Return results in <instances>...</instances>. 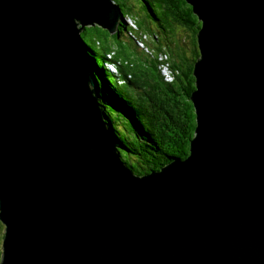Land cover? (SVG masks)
I'll list each match as a JSON object with an SVG mask.
<instances>
[{
    "label": "water",
    "instance_id": "95a60500",
    "mask_svg": "<svg viewBox=\"0 0 264 264\" xmlns=\"http://www.w3.org/2000/svg\"><path fill=\"white\" fill-rule=\"evenodd\" d=\"M202 20L186 159L120 160L81 37L109 0H0V264H264V0ZM121 19V20H119Z\"/></svg>",
    "mask_w": 264,
    "mask_h": 264
},
{
    "label": "trees",
    "instance_id": "16d2710c",
    "mask_svg": "<svg viewBox=\"0 0 264 264\" xmlns=\"http://www.w3.org/2000/svg\"><path fill=\"white\" fill-rule=\"evenodd\" d=\"M140 1L147 18L145 23L136 14L125 13L120 0L109 2L124 14L118 31L111 35L116 40L120 36L131 41L133 50L142 53L141 67L120 57L114 46L105 48V52L94 49L84 33L98 26L83 27L81 37L86 55L93 62L103 118L120 160L134 174L143 176L159 171L173 159L184 160L191 153V140L198 126L191 98L196 89L194 71L201 55L198 36L203 22L186 0ZM99 53L104 63L106 55L113 62L118 61L120 76L101 65ZM164 66L172 69V74L164 75ZM111 74L118 77L117 86ZM127 83L130 90L124 87ZM0 229L1 262L5 237L1 221Z\"/></svg>",
    "mask_w": 264,
    "mask_h": 264
},
{
    "label": "rangeland",
    "instance_id": "374dc122",
    "mask_svg": "<svg viewBox=\"0 0 264 264\" xmlns=\"http://www.w3.org/2000/svg\"><path fill=\"white\" fill-rule=\"evenodd\" d=\"M122 3H124V11L125 13H134L136 14L143 23H145L146 21V16L142 10V5H141V1L140 0H120ZM132 9L133 11L130 12L129 9ZM125 20L129 23H134V21H132L131 19L128 18V16H125ZM154 29H156L155 24H153ZM90 26H98V28H94V29H87V31H85L84 33V37L86 38V40L88 41V43L97 51L100 52H105V48H111V47H116L118 50V54L120 57H122L123 59H130L132 60L134 63H136L138 65V67H141V62H142V53L138 52L137 50H133V48L131 47L130 43L131 41H128L125 38H120L116 37V39H114L110 34L111 32L106 29V27H103L99 24L96 25H88ZM98 30H100L98 32ZM182 32V31H180ZM101 43V44H100ZM141 47V46H140ZM99 59L103 62H100L101 65H103L106 69L110 70L111 72H113L114 74L117 75L116 69L113 67V65H111L110 62H106L104 63L102 55L99 53L98 54ZM143 67V66H142ZM171 70L168 66H165V68H163V74L166 76L171 74ZM111 79L113 81V83L117 86L118 85V77L114 76L111 74ZM171 79V78H169ZM197 86V84H196ZM126 89L130 90V85L129 83H127L124 86ZM2 222V221H1ZM3 223V222H2ZM4 225V224H3ZM5 227V225H4ZM0 231L2 232V229H0ZM4 233V231H3ZM2 235V234H0Z\"/></svg>",
    "mask_w": 264,
    "mask_h": 264
},
{
    "label": "clouds",
    "instance_id": "9594fccd",
    "mask_svg": "<svg viewBox=\"0 0 264 264\" xmlns=\"http://www.w3.org/2000/svg\"><path fill=\"white\" fill-rule=\"evenodd\" d=\"M118 8H119V7H118ZM119 9H121V8H119ZM120 12H121V11H120ZM112 56H113V55H112ZM106 62H110L111 65H113V67L116 69L117 75L120 76V73L118 72V67L120 66L119 63H118V61H117V62H113V61L110 59V57L106 55L105 63H106Z\"/></svg>",
    "mask_w": 264,
    "mask_h": 264
},
{
    "label": "bare ground",
    "instance_id": "6f19581e",
    "mask_svg": "<svg viewBox=\"0 0 264 264\" xmlns=\"http://www.w3.org/2000/svg\"><path fill=\"white\" fill-rule=\"evenodd\" d=\"M110 1V0H109ZM133 21V20H132ZM130 23V22H129ZM130 24H132V25H134L133 23H130ZM140 45L142 46V44L140 43ZM142 47H144V46H142ZM93 63V62H92ZM164 64V63H163ZM165 67V66H164ZM172 74V73H171ZM166 75V74H165ZM2 221V220H1Z\"/></svg>",
    "mask_w": 264,
    "mask_h": 264
},
{
    "label": "crops",
    "instance_id": "0c3cea01",
    "mask_svg": "<svg viewBox=\"0 0 264 264\" xmlns=\"http://www.w3.org/2000/svg\"><path fill=\"white\" fill-rule=\"evenodd\" d=\"M111 35V34H110ZM112 36V35H111ZM113 37V36H112Z\"/></svg>",
    "mask_w": 264,
    "mask_h": 264
}]
</instances>
